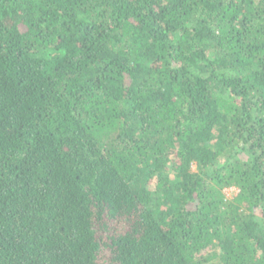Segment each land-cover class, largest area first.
Listing matches in <instances>:
<instances>
[{
	"label": "trees",
	"instance_id": "1",
	"mask_svg": "<svg viewBox=\"0 0 264 264\" xmlns=\"http://www.w3.org/2000/svg\"><path fill=\"white\" fill-rule=\"evenodd\" d=\"M0 264H264V0H0Z\"/></svg>",
	"mask_w": 264,
	"mask_h": 264
},
{
	"label": "rangeland",
	"instance_id": "2",
	"mask_svg": "<svg viewBox=\"0 0 264 264\" xmlns=\"http://www.w3.org/2000/svg\"><path fill=\"white\" fill-rule=\"evenodd\" d=\"M235 193H236V191H234L232 189H227L225 191V196H226V198H229L230 199L233 195H235Z\"/></svg>",
	"mask_w": 264,
	"mask_h": 264
}]
</instances>
